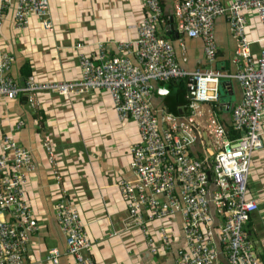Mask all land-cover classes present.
<instances>
[{
  "label": "built area",
  "instance_id": "2783aa9c",
  "mask_svg": "<svg viewBox=\"0 0 264 264\" xmlns=\"http://www.w3.org/2000/svg\"><path fill=\"white\" fill-rule=\"evenodd\" d=\"M11 1L0 0V20L3 7ZM169 3L171 11L165 20L178 35L201 38L209 64L217 57L215 19L225 17L235 40L234 71L182 67L172 42L157 32L163 17L161 0H144L146 14L134 25L135 40L118 42L122 55H109L103 42L97 44L96 61L81 53L79 79L39 81L29 74L19 82L10 75L12 54L1 52L0 101L28 92L27 100L33 105L39 92L69 95L106 90L118 117L132 121L139 135L130 148L129 166L135 178L118 183L129 216L127 226L142 230L151 252H166L174 240L169 222L179 216L184 245L174 264H221L214 234L226 264H261L245 226L257 209L256 202L246 193L252 154L263 146L264 0ZM32 16L42 28L50 30V0H16L15 27L25 28ZM248 16L255 18L262 30L257 54L251 50L255 41L248 36ZM188 77L193 79L194 93L186 96L188 115H175L153 106L154 83ZM232 81L239 84L242 92L241 100L231 110L233 128L240 132L236 139H229L225 126L206 106L218 102L221 85ZM23 124L19 120L16 126ZM199 144L207 149L202 155L191 148ZM48 154L53 156L49 148ZM34 168L29 149L11 133L0 136V264H34L26 261L29 236L39 226L26 187L27 176ZM59 176L56 174L57 183ZM55 216L64 235L63 254L70 255L75 264H96L86 253L91 240L77 207L62 195L55 205ZM148 223L156 224L158 242L150 235ZM61 255L58 247H51L42 261L58 264Z\"/></svg>",
  "mask_w": 264,
  "mask_h": 264
},
{
  "label": "crops",
  "instance_id": "0c3cea01",
  "mask_svg": "<svg viewBox=\"0 0 264 264\" xmlns=\"http://www.w3.org/2000/svg\"><path fill=\"white\" fill-rule=\"evenodd\" d=\"M170 6L166 0L164 11L168 8L171 11ZM15 7L16 0L3 7L0 53L12 54L10 75L19 82L25 74H33L39 81L79 79L81 53L96 61L97 44L103 42L109 55H122L118 42L135 40L134 25L146 14L144 0H50L52 28H42L32 16L22 29L14 25ZM248 18V36L255 41L251 50L257 54L260 47L257 40L262 30L255 18ZM170 25L167 20H160L157 32L172 42L182 67L235 70V40L225 17L219 16L214 22L217 57L210 64L205 60L201 38L176 36L170 31ZM131 58L134 61L133 56ZM154 86L153 106L168 111L166 102L172 100L169 98L172 94L168 96V81L156 82ZM164 89L168 91L165 93ZM222 98L233 104L240 101L239 84L236 81L222 84L219 101L206 104L225 126L226 122H232L231 109ZM186 104L177 105L178 114H173L188 115ZM19 120L24 124L17 127ZM261 130L263 146L252 154L246 191L247 197L256 202L257 209L249 215L245 227L260 263L264 264V120ZM6 132L29 148L35 166L27 176L26 186L39 225L30 236L27 258L31 263L52 264L42 261L47 248L57 246L61 250L65 247L55 216V205L63 195L78 209L83 229L91 240L86 253L96 264H174L179 248L184 245L179 216L169 222L174 240L166 252H151L142 230L138 226H127L129 216L118 183L135 178L129 166L130 148L139 140V135L132 121L118 117L106 90L69 95L39 92L33 105L21 95L7 98L0 101V136ZM193 150L199 155L207 151L201 144ZM58 173L60 181L57 183ZM147 226L158 242L156 224ZM58 264H75V261L70 255L62 254Z\"/></svg>",
  "mask_w": 264,
  "mask_h": 264
},
{
  "label": "trees",
  "instance_id": "16d2710c",
  "mask_svg": "<svg viewBox=\"0 0 264 264\" xmlns=\"http://www.w3.org/2000/svg\"><path fill=\"white\" fill-rule=\"evenodd\" d=\"M165 4H166V0H161V5H162V9H165ZM170 11V8H168L167 12ZM26 76H28L29 74H25ZM25 76V77H26ZM168 84L170 87L169 88V92H168V96H171L169 98H171V101L166 102V108L168 111L178 114V106L177 105H182V104H186L188 102L187 100V79H172L168 81ZM216 108V107H215ZM232 121V120H231ZM225 128L227 130V134L229 139H236L238 137H240V132L235 130L233 128V123L231 122L225 123Z\"/></svg>",
  "mask_w": 264,
  "mask_h": 264
},
{
  "label": "water",
  "instance_id": "95a60500",
  "mask_svg": "<svg viewBox=\"0 0 264 264\" xmlns=\"http://www.w3.org/2000/svg\"><path fill=\"white\" fill-rule=\"evenodd\" d=\"M170 27V31L171 30H173V26L172 25H170L169 26ZM174 31V30H173ZM175 32V31H174ZM175 35L177 36V33L175 32ZM188 82H189V85L187 86V88H186V90H187V96L188 97H192L193 95H194V93H193V85H192V83H193V79H192V77H188ZM168 90H165L164 89V92L166 93ZM21 96L23 97V99H26L27 100V96H28V92H25V93H22L21 94ZM221 101L222 102H224L226 105H227V108L228 109H232V107H233V103H230V102H228L227 101V99H221ZM27 148V147H26ZM192 149H194V147H191ZM27 149H29V148H27ZM208 175H210V172H208ZM217 223V222H216ZM216 223L214 224V225H216ZM213 238H214V241H215V246H216V249H217V251H218V256H217V258H218V260H219V262L221 263V264H226L227 262H226V258H225V256L222 254V252H221V245H220V242L218 241V239H217V236H216V234H214V236H213Z\"/></svg>",
  "mask_w": 264,
  "mask_h": 264
},
{
  "label": "clouds",
  "instance_id": "9594fccd",
  "mask_svg": "<svg viewBox=\"0 0 264 264\" xmlns=\"http://www.w3.org/2000/svg\"><path fill=\"white\" fill-rule=\"evenodd\" d=\"M167 14H169V12H166V11L163 10V17H162L160 20H164V19H165V16H166ZM220 92H221V90H220ZM231 110H232V109H231ZM194 148H195V146H194ZM32 234H33V233H31L30 236H31ZM30 236H29V241H28V253H27V255H26V261H27V262L30 261V260L27 258L28 254H29V252H30V247H29ZM52 247H57V246H52ZM50 248H51V247H50ZM48 249H49V248H47V250H48ZM59 249H60V248H59ZM47 250H46V252H47ZM61 251H62V254H63L64 249H61ZM46 252H45V254H46ZM45 254H44V256H45ZM44 256H43V258H44ZM43 258H42V259H43Z\"/></svg>",
  "mask_w": 264,
  "mask_h": 264
},
{
  "label": "flooded vegetation",
  "instance_id": "af4514ba",
  "mask_svg": "<svg viewBox=\"0 0 264 264\" xmlns=\"http://www.w3.org/2000/svg\"><path fill=\"white\" fill-rule=\"evenodd\" d=\"M210 176V175H209Z\"/></svg>",
  "mask_w": 264,
  "mask_h": 264
}]
</instances>
